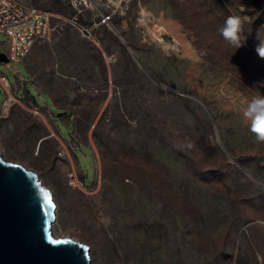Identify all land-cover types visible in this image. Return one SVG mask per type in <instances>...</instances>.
Returning a JSON list of instances; mask_svg holds the SVG:
<instances>
[{
    "label": "rangeland",
    "instance_id": "obj_1",
    "mask_svg": "<svg viewBox=\"0 0 264 264\" xmlns=\"http://www.w3.org/2000/svg\"><path fill=\"white\" fill-rule=\"evenodd\" d=\"M28 1L50 31L8 64L46 117L0 91V151L52 191L54 235L90 264H264V142L244 116L264 96V0H111L95 41L67 22L89 21L82 0ZM233 14L247 17L236 51Z\"/></svg>",
    "mask_w": 264,
    "mask_h": 264
},
{
    "label": "water",
    "instance_id": "obj_2",
    "mask_svg": "<svg viewBox=\"0 0 264 264\" xmlns=\"http://www.w3.org/2000/svg\"><path fill=\"white\" fill-rule=\"evenodd\" d=\"M55 208L35 171L0 151V264H90L87 245L53 234Z\"/></svg>",
    "mask_w": 264,
    "mask_h": 264
},
{
    "label": "built area",
    "instance_id": "obj_3",
    "mask_svg": "<svg viewBox=\"0 0 264 264\" xmlns=\"http://www.w3.org/2000/svg\"><path fill=\"white\" fill-rule=\"evenodd\" d=\"M83 6L79 9H91L92 15L89 21L81 23L77 14L71 15L67 22L75 26L81 34L95 41L99 38L100 31L103 28H110L112 18L117 8L115 3L107 0L101 3V0H82ZM122 0H118L120 2ZM53 15L49 10L41 8L30 3L28 0H0V35L5 39L0 40V52L7 57L8 64L10 62H20L31 50L33 45L48 36L50 31V17ZM0 89L3 92V103L6 100L15 102L17 98V89L9 81L6 74L0 71ZM41 106L35 105L33 112L39 114ZM47 116H51L50 113ZM74 145L68 143L62 150L58 152L59 156L73 150ZM70 183L75 184V175L69 173Z\"/></svg>",
    "mask_w": 264,
    "mask_h": 264
},
{
    "label": "clouds",
    "instance_id": "obj_4",
    "mask_svg": "<svg viewBox=\"0 0 264 264\" xmlns=\"http://www.w3.org/2000/svg\"><path fill=\"white\" fill-rule=\"evenodd\" d=\"M246 21V16L241 17L233 14L228 17L221 29L223 38L235 51L244 44L241 42V33ZM256 51L260 57L264 58V41H260ZM244 116L251 121V131L256 135L258 141L264 142V96L254 98L246 108Z\"/></svg>",
    "mask_w": 264,
    "mask_h": 264
},
{
    "label": "crops",
    "instance_id": "obj_5",
    "mask_svg": "<svg viewBox=\"0 0 264 264\" xmlns=\"http://www.w3.org/2000/svg\"><path fill=\"white\" fill-rule=\"evenodd\" d=\"M11 63V62H10ZM7 65H9V68H11V70H12V74H13V81L11 82L15 87H16V89H17V96L18 97H22V96H24L25 94L26 95H28V96H30L31 97V101H33V102H35L36 103V99L35 100H33L35 97L32 95V94H30L25 88H24V93L22 94V95H19V91L22 89V87H23V85H26L28 82H30V78L27 76V72H26V70H25V68H24V66H23V69H24V71H22V70H20V69H18V68H14L13 66H11L10 64H7ZM31 83V82H30ZM32 84V83H31ZM21 85V86H20ZM33 85V84H32ZM34 86V85H33ZM0 91H1V89H0ZM2 101H3V98H2ZM2 101H1V105H2ZM37 104V103H36ZM43 107H48L47 106V103H44V106ZM40 112H42V111H40ZM39 112V115L41 116V117H43V118H45L46 117V114H45V116H44V114L43 113H40ZM53 119H54V117H53ZM39 140H42V137L39 139Z\"/></svg>",
    "mask_w": 264,
    "mask_h": 264
},
{
    "label": "snow or ice",
    "instance_id": "obj_6",
    "mask_svg": "<svg viewBox=\"0 0 264 264\" xmlns=\"http://www.w3.org/2000/svg\"><path fill=\"white\" fill-rule=\"evenodd\" d=\"M45 197H46L48 203L51 204V203H52V200H51L50 194H48V193L46 192V193H45Z\"/></svg>",
    "mask_w": 264,
    "mask_h": 264
},
{
    "label": "bare ground",
    "instance_id": "obj_7",
    "mask_svg": "<svg viewBox=\"0 0 264 264\" xmlns=\"http://www.w3.org/2000/svg\"><path fill=\"white\" fill-rule=\"evenodd\" d=\"M141 17L143 18V19H146L147 18V14L145 13V12H142L141 13ZM54 234V233H53ZM56 236V235H55ZM68 237V236H67Z\"/></svg>",
    "mask_w": 264,
    "mask_h": 264
}]
</instances>
